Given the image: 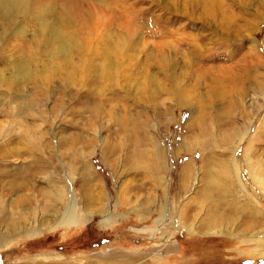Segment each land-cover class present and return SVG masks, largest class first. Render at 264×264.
<instances>
[{
    "label": "rangeland",
    "instance_id": "obj_1",
    "mask_svg": "<svg viewBox=\"0 0 264 264\" xmlns=\"http://www.w3.org/2000/svg\"><path fill=\"white\" fill-rule=\"evenodd\" d=\"M252 209L264 0H0V264H264Z\"/></svg>",
    "mask_w": 264,
    "mask_h": 264
},
{
    "label": "bare ground",
    "instance_id": "obj_2",
    "mask_svg": "<svg viewBox=\"0 0 264 264\" xmlns=\"http://www.w3.org/2000/svg\"><path fill=\"white\" fill-rule=\"evenodd\" d=\"M186 168H188V165L186 166ZM186 173V172H185ZM187 174V173H186ZM72 205H74V203L73 202H70V206L68 205V207H67V210H68V213L66 212V209H65V212L64 211H59V209L57 210V213H59V216H60V218H57V219H55L54 221H55V223L54 224H58V226L57 227H66V228H68L69 226H73V225H77V221H78V219L74 216V212H73V206ZM249 215L246 217V218H248V220L247 221H249V220H254V221H256V225L254 224V223H251V224H247V221L245 220L244 222H243V225H244V229L245 230H252V229H254L255 227H258V226H260V227H263L264 228V222H260L259 220H258V218H257V214H259L256 210H250L249 211ZM57 215V214H56ZM251 219H250V218ZM107 221L109 220V217H107V219H106ZM174 226H176V227H178L179 226V224H177V223H172ZM40 225H41V223H40ZM10 228V227H9ZM40 230V228H37V231H39ZM186 230V232H188L189 234L191 233V231L188 229V227L185 229ZM18 231V232H17ZM11 232V231H10ZM12 233H19V234H21V235H30V236H32V235H34V232H32V231H27L26 230V228H25V225H22V224H20V226L19 227H17V229H16V231L15 232H12ZM11 234V233H10ZM3 237L2 238H4L5 237V235H2ZM21 237V236H20ZM6 238V237H5Z\"/></svg>",
    "mask_w": 264,
    "mask_h": 264
}]
</instances>
